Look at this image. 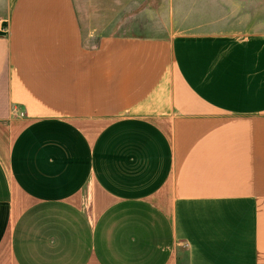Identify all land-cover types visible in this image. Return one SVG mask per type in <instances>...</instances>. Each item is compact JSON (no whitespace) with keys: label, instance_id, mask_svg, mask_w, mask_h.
<instances>
[{"label":"crops","instance_id":"obj_1","mask_svg":"<svg viewBox=\"0 0 264 264\" xmlns=\"http://www.w3.org/2000/svg\"><path fill=\"white\" fill-rule=\"evenodd\" d=\"M101 1L0 0V264H264V32Z\"/></svg>","mask_w":264,"mask_h":264},{"label":"rangeland","instance_id":"obj_2","mask_svg":"<svg viewBox=\"0 0 264 264\" xmlns=\"http://www.w3.org/2000/svg\"><path fill=\"white\" fill-rule=\"evenodd\" d=\"M113 1V2H112ZM115 1V4L113 5ZM116 33L264 32V0H102ZM79 4V3H78ZM86 7L83 6V12Z\"/></svg>","mask_w":264,"mask_h":264},{"label":"built area","instance_id":"obj_3","mask_svg":"<svg viewBox=\"0 0 264 264\" xmlns=\"http://www.w3.org/2000/svg\"><path fill=\"white\" fill-rule=\"evenodd\" d=\"M5 29H6V27L2 24V22H0V32L6 31ZM15 111H16V114H19L20 116L24 115V112H22V111H18L17 109H15Z\"/></svg>","mask_w":264,"mask_h":264}]
</instances>
